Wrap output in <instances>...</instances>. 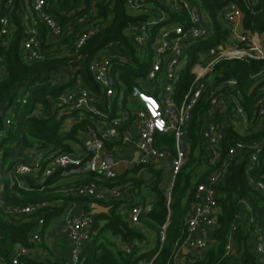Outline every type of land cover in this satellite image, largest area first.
I'll list each match as a JSON object with an SVG mask.
<instances>
[{"label":"trees","instance_id":"16d2710c","mask_svg":"<svg viewBox=\"0 0 264 264\" xmlns=\"http://www.w3.org/2000/svg\"><path fill=\"white\" fill-rule=\"evenodd\" d=\"M191 1L209 19L213 33L194 43L186 52L187 64L180 70L173 85L172 96L178 105L194 79L190 72L193 65L210 47L222 44L228 38L221 21L222 9L227 4L234 3L240 9L243 31L264 34V0H256L251 6H246L243 0ZM30 2L13 0L10 8H5V3L0 1V16H7L14 25L10 39L0 48L3 61V72L0 73V262H7L17 247L32 246L30 236L39 219H43L42 237L49 223L61 217L68 205H82L83 211H88L96 203L107 207L108 212L93 215L91 237L83 248L80 264H140L142 261L172 264L175 251L186 236V218L195 203L196 187L212 172L206 163L208 150L201 138L200 121L209 106L211 91L220 88V94L230 92L227 86L221 87L227 80L234 79L237 87L230 93L243 106L247 126L242 134L237 133L230 123L224 127L218 160L220 165L227 163V168L217 188V228L203 258L186 264H264V255L256 252L254 244L256 231L264 234V198L252 187V182H264V119L258 118L253 111L256 98L264 92V60L223 61L213 68L209 89L192 110L187 126L188 154L175 177L169 204L162 186L165 181L163 170L154 164L135 163L120 175L107 178L103 174L88 172L84 179L62 187L58 182L64 173L85 164L92 152L85 151L87 155L81 165L56 168L49 176L44 175V168L59 154H72L78 147L84 149L79 135L96 129L98 119L84 111L65 113L58 104L59 96L78 83L101 96L100 87L88 66L98 53L107 50L111 60L110 73L116 83L115 95L99 108L107 114L106 120L121 116L117 115L119 98L122 97L121 110H124L129 103L132 86L143 81L149 70L153 40L148 43L144 55H140L130 42L127 28L148 16L129 12L127 0H47L45 11L64 30L71 27L72 31L61 40L51 42L47 40L43 24L35 18L34 26L44 53L39 60L28 62L22 53L25 24L21 15L27 12ZM156 5L169 13L162 4ZM83 17L90 18L85 24H79L78 19ZM169 17V21L176 20L173 14ZM90 26L96 29L94 35L75 52L73 45L76 37ZM158 28L156 26L152 30V35ZM19 97L25 98L24 104L17 102ZM6 120L10 121L9 125H6ZM132 120L134 118L130 117L118 127L120 137L128 134V123ZM237 141L260 143L257 161L248 172L249 156L254 150L245 148L234 158H229L228 148ZM103 144L108 151H112L114 147L122 146L123 142L120 139L105 140ZM173 144L171 136L156 135V148L173 149ZM32 151L43 153L37 170L31 175L16 173L14 170L18 164L29 165ZM89 182L117 189L120 196L96 201L78 195L77 189ZM37 204L44 206L28 215L6 211V208ZM148 205L150 210H146ZM132 207L141 208L138 225L129 224L127 211ZM165 224L164 240L160 241V230ZM232 224L236 226L233 233L234 252L226 256L224 246ZM142 228L154 235L155 244L151 249L146 246L148 240ZM105 233L114 238L120 237L130 252L126 253L118 247L114 238L110 241ZM105 237L107 248L102 245ZM23 261L25 264H63L50 257L41 260L24 258Z\"/></svg>","mask_w":264,"mask_h":264},{"label":"built area","instance_id":"2783aa9c","mask_svg":"<svg viewBox=\"0 0 264 264\" xmlns=\"http://www.w3.org/2000/svg\"><path fill=\"white\" fill-rule=\"evenodd\" d=\"M3 1L5 8H10L13 0ZM256 0H243L246 6L253 5ZM47 0H31L30 14L21 15L25 24V38L22 41V53L28 62H34L42 57L44 51L41 48L39 33L34 26V19L43 24L47 40L54 42L61 40L72 31L68 27L65 30L56 20L45 11ZM156 3L162 4L168 11L158 7ZM128 11L138 15L148 16L144 20H138L130 24L126 30L130 42L138 49L140 55H144L147 45L151 43L152 55L149 70L143 81L132 86L130 98L136 104L132 111L124 112L121 116L106 120L107 114H103L99 105H105L115 95L116 83L110 73L111 60L107 50L98 53L89 63L88 69L94 81L99 85L101 96L89 91L82 84L78 83L73 89L65 91L58 98V104L62 106L65 113L73 111H84L96 117V129L90 131L92 136V156L86 160L87 172L94 174H106L115 161L102 158L100 152L105 140H121L123 144L132 143L129 134L120 137L118 127L130 117L137 121V140L135 142L139 152L137 164L156 165L166 162L169 167V177L165 182L167 204L170 202L171 190L175 177L179 174L186 160V150L189 147L187 140V126L192 117V110L199 102L205 92L209 89V76L213 68L223 62L231 60H264V40H261L258 32L242 30V13L234 3L227 4L221 12V20L226 26L228 39L222 44L210 47L204 56L191 68L194 76L182 102L178 105L173 100V85L180 70L187 64L186 52L194 43L204 40L213 33L212 25L207 17L200 12L197 4L191 0H127ZM151 12L153 15H151ZM173 14L176 20L169 21V15ZM90 17L78 19L79 24H85ZM162 24V25H160ZM159 26L152 35V30ZM96 29L94 26L87 27L79 33L74 41V49L77 52L86 41L91 38ZM14 32V25L7 16H0V48L5 46ZM2 57L0 56V73H2ZM264 71V70H263ZM160 80V85L156 83ZM55 82H53L54 84ZM227 86L231 91L237 87L234 79L227 80L222 89ZM158 87V88H157ZM220 88L211 91L209 106L200 121V134L205 148L208 150L206 163L212 172L205 180L197 185L195 191V203L188 212L186 218V236L178 245L172 264L193 263L203 258L205 252L212 243L213 232L217 228V188L219 180L223 177L227 163L219 164V144L224 139V127L214 117L225 108L229 115V123L233 125L247 126L246 114L243 106L230 92H219ZM106 99V101H105ZM17 102L25 103V98L19 97ZM109 109V105L106 106ZM232 107V108H231ZM254 114L264 119V92L260 94L253 105ZM106 115V116H105ZM81 117V116H80ZM102 118V119H99ZM105 119V120H104ZM10 121L6 120V125ZM171 136L174 144L173 149H158L155 146L156 135ZM260 143L234 142L228 148L229 158H234L243 149H252L254 152L249 156V164L246 172L251 170L257 161L260 152ZM91 152V150L89 151ZM29 165L18 164L15 172L21 175H31L40 165L43 153L32 151ZM87 153L84 151L77 154L64 153L54 157L44 168V175H51L56 168H65L71 165H81ZM158 166V165H157ZM252 187L264 198V182L261 180L252 182ZM1 194V190H0ZM77 194L86 196L96 201L117 198L120 192L117 189H107L95 182H89L77 189ZM0 204L2 205L1 201ZM44 204L35 206L6 208L8 213L21 215L32 214L43 207ZM92 205L88 211L68 212L63 219V232L66 234L70 244L69 257L65 264H80V256L83 248L91 237V214ZM150 210V205L146 207ZM141 213L140 207H132L127 211L129 224L138 225ZM239 218V215L237 216ZM43 226V219L37 221L36 228L31 233L30 241L40 243V231ZM167 224L160 230V241L164 240ZM235 225L232 224L231 232L227 237L224 246V254L231 255L234 252L233 233ZM198 233L199 237L194 238ZM255 250L258 254L264 255V234L256 231ZM145 244V242H142ZM138 245L134 242V245ZM133 245V244H132ZM122 249L130 252V248L124 245ZM192 251L190 258H181L183 251ZM29 254L25 247H17L9 256L7 262L0 264H25L23 259ZM151 261H142L140 264H151Z\"/></svg>","mask_w":264,"mask_h":264},{"label":"crops","instance_id":"0c3cea01","mask_svg":"<svg viewBox=\"0 0 264 264\" xmlns=\"http://www.w3.org/2000/svg\"><path fill=\"white\" fill-rule=\"evenodd\" d=\"M27 12L29 14L31 13L29 6H27ZM222 25L226 28L223 22H222ZM260 38L261 40H264V34H260ZM207 79H209V81L212 79V73L209 76H207ZM135 104L136 102L133 99L129 98V103L126 104V108L124 109V111L125 112L132 111L135 107ZM229 115H230V112H228L224 108L220 112H218V114H216L214 119L220 122L223 127H225L229 123ZM136 125H137L136 120H132L130 123H128L127 130H128V134L130 135L132 139L131 144H128V145L123 144L122 146L114 147L112 151H108L104 147V144H103L102 150L100 152V156L102 158L108 159L109 161L116 162V165L113 166V168L108 173L103 174L105 178L115 177L117 175H120L121 173H123L125 170L132 167L133 164L136 163L135 154L139 153L137 150L136 144H135L137 140V126ZM245 128L246 127L242 125L234 126L235 131L239 134H242ZM89 135H90V138H89ZM91 140H92V136L90 132H88V140L86 141L85 145L89 146V142H91ZM188 149L186 150V155L188 154ZM90 150L92 152L93 147L92 148L90 147V149H85V150L78 147L75 149L74 153L77 154L78 152H81V151L88 152ZM156 165H158V167L163 170V173L165 172L164 169H166L167 175L169 174V167L166 162H161ZM87 173L88 172L86 170L85 164H82L80 167H78L75 170L65 172L63 175V178L58 182V184L61 185L62 187L73 185L74 183H77L81 179H84L88 175ZM146 178H148V176H146ZM166 181L167 179H165V181L163 182L162 184L163 187L165 186ZM127 200L129 201V199ZM135 201H133V204H135ZM83 208L84 207L82 205H78L75 203L68 205L66 208V211L61 217L54 219L49 223V225L43 232V236L41 237L40 243L31 242L32 246L29 248H26L29 254L28 258L33 259V260H41L43 258L50 257L51 259H55L58 262H62L63 264H65L69 257V253H70V244L68 242L66 234L63 232V219L68 212L72 211L73 213H75L78 211H83ZM142 231L145 232L146 238L148 240V244H146V246L149 249L153 248L155 244L154 235L145 228H142ZM193 237L197 238L199 237V234L195 233ZM113 240L118 245V247L122 248L124 246V243L120 237H116ZM190 254H193V252L192 251H186V253L183 252L180 259H182V257L185 258L187 255H190Z\"/></svg>","mask_w":264,"mask_h":264},{"label":"rangeland","instance_id":"374dc122","mask_svg":"<svg viewBox=\"0 0 264 264\" xmlns=\"http://www.w3.org/2000/svg\"><path fill=\"white\" fill-rule=\"evenodd\" d=\"M211 29L213 30V27H211ZM156 83H158V86L160 85V80H157ZM158 88V87H157ZM121 101H122V97L119 98V102L117 103V115L119 116V114L121 115L122 113H124L125 111L124 110H121ZM121 112V113H120ZM241 130V129H240ZM80 138H81V144H82V147L84 149H90L91 145L89 146H86L85 143L86 141L88 140V133H81L80 134ZM89 138H90V135H89ZM165 172H164V177L165 179H168L169 175H167L166 173V169H164ZM105 236L110 240L112 241V239L114 238L113 236H111V234L109 233H105ZM105 237V239L102 241V245L103 247L107 248L106 246V240L107 238Z\"/></svg>","mask_w":264,"mask_h":264},{"label":"water","instance_id":"95a60500","mask_svg":"<svg viewBox=\"0 0 264 264\" xmlns=\"http://www.w3.org/2000/svg\"><path fill=\"white\" fill-rule=\"evenodd\" d=\"M227 41H228V43H231L232 40L228 39ZM138 155H139V153L135 154V161L138 160ZM107 212H108V208L107 207H103V206H101L99 204H96V203L92 204V209H91V214L92 215H100V214H105ZM183 252L186 253V250H184Z\"/></svg>","mask_w":264,"mask_h":264}]
</instances>
